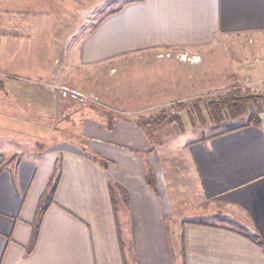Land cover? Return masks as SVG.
<instances>
[{
  "label": "crops",
  "instance_id": "0c3cea01",
  "mask_svg": "<svg viewBox=\"0 0 264 264\" xmlns=\"http://www.w3.org/2000/svg\"><path fill=\"white\" fill-rule=\"evenodd\" d=\"M262 31L264 0H135L98 22L82 41L81 56L83 63L92 65L122 55L149 57L155 67L160 66V80L154 88L135 90L133 98L195 97L197 90L184 84L198 81L189 72L200 68L202 57L186 62L170 56L172 51L204 48L222 35ZM172 61L179 75L167 79L163 71L166 79L162 78V67ZM0 82L7 93L14 85L16 91L8 93L11 99L21 98V87L5 79ZM168 82L178 87L168 90ZM43 90L47 108H35L55 124L62 91ZM259 107L258 127L179 143L176 137L198 126L189 113L195 107L189 108L183 111L185 118L176 120L179 134L155 150L135 121L126 123L131 125V138L135 142L140 138L147 146L144 170L138 173L131 165L132 176L102 152L100 159L110 161L113 171L95 162L92 154L55 143L54 149L27 159L0 146V264H264V246L253 241L255 236L264 240V103ZM9 115L0 112L4 121L0 133L31 128L29 121ZM10 121L21 123V128L4 125ZM7 135L0 138H10ZM16 161L21 163L10 164ZM59 161V182L53 199L44 204L36 243L30 249L41 200ZM164 164L177 168L180 175L174 177ZM148 174L154 186L149 185ZM175 179H180L179 187L172 184ZM185 179L189 181L183 183ZM114 185L128 195L127 202H120L127 214L124 222L113 202ZM206 203L207 209H200ZM174 209L183 213L191 209L197 217H212L214 222L184 221L183 213L179 216Z\"/></svg>",
  "mask_w": 264,
  "mask_h": 264
},
{
  "label": "rangeland",
  "instance_id": "374dc122",
  "mask_svg": "<svg viewBox=\"0 0 264 264\" xmlns=\"http://www.w3.org/2000/svg\"><path fill=\"white\" fill-rule=\"evenodd\" d=\"M131 1L135 0H0V80L5 79L21 87L18 91L21 98L18 99H11L8 95L16 91L13 84L8 93L6 90L3 94L1 92L0 112L12 114L9 116L16 120H27L31 126L27 128L29 131L3 129L0 134L5 136L7 133L10 138H0V146L12 148L20 159L37 157L41 150H52L53 143L80 149L98 159L103 153L113 156L120 171H128L127 174L131 175V165L138 173L144 170L147 146L140 138L136 139L137 142L131 138V127L125 123L147 121L162 113L167 115L169 122L162 131L147 135L157 149L167 139L179 134V126L173 121L182 115L185 118L184 112L197 105L194 124L198 126L194 125V129L176 137L179 143L227 131L244 124L247 117L233 119L228 116L221 124H214L206 105L238 89L261 97L259 102L252 104L251 113L247 112L248 115L259 116V106L264 103V31L222 35L204 48L168 51L170 56L186 62H194L196 55L202 57L200 68L189 72L197 75L198 81L184 84L186 88L191 86L190 90H197L195 97L133 98L135 90L143 86L154 88L160 80L157 70L160 66L155 67L153 62H149V57L139 59L138 56L122 55L101 64L83 63L81 43L84 38L102 18ZM167 64L170 66L162 67V78L178 76L176 63ZM172 70L175 71L171 73ZM163 71L168 75L164 77ZM177 87L168 82V90ZM43 89L58 94L62 91L55 124H49L37 109L40 106L47 108ZM153 108L157 111L163 109L155 113ZM10 122L4 125L21 128V123ZM47 126L52 127L50 132ZM20 163L10 164L17 166ZM105 165L114 170L110 161L105 160ZM164 166L174 177L181 173L177 168ZM131 176L133 183L135 179ZM179 180H173L172 184L179 187ZM187 181L185 179L183 183ZM115 198L118 218L124 222L125 208L116 193ZM207 207L206 203L200 209ZM183 211L174 209L179 216ZM183 216L184 221L214 222L212 217H197L191 209L186 210ZM123 238L127 239L125 233Z\"/></svg>",
  "mask_w": 264,
  "mask_h": 264
},
{
  "label": "trees",
  "instance_id": "16d2710c",
  "mask_svg": "<svg viewBox=\"0 0 264 264\" xmlns=\"http://www.w3.org/2000/svg\"><path fill=\"white\" fill-rule=\"evenodd\" d=\"M128 3L129 2L125 3L124 6ZM121 9H122V7L111 12V14L116 13V12L120 11ZM4 89H5L4 84L0 82V92H2ZM260 99H261V97L254 96L250 92L242 93L238 89V90H235L234 92L229 93L228 95H226L223 98H220L216 101H211V103L207 104L206 107H207L209 115L211 116L212 120L214 121V124H221L225 119H227L228 116H230L229 118H233V119H237V118L240 119L243 117H247V121L244 124L238 125L234 128H231L230 130H227L226 132L228 133V132H232V131H235L237 129L245 128L248 126L258 127L261 125V119L259 116L257 117L254 114H252V115L247 114V112L249 111L250 105H252L256 102H259ZM195 106H197V105H195ZM195 106H193V109ZM196 112L197 111L195 109H194V112L189 110V113L191 115V119H195L194 115ZM168 122H169V117L167 115H165L164 113H162V114L158 115L157 117H153L147 121L141 120V121H137L136 123H133V124H135L136 127L138 129H140L143 133L148 135L150 133L158 132L165 125H167ZM173 122L176 123V120ZM109 126H112V125H109ZM153 148L155 149L156 147L154 146ZM92 159L95 162L98 161L99 163H101L102 166L106 167L104 159H97V158H92ZM61 166H62V163L59 161V163L57 164V168L55 169V175H54L53 179L51 180L49 189L41 200V206H40L38 213H37V217H36V221H35V228L33 231V237H32L30 249H32L36 243L38 229H39V226H40V223L42 220V216H43L44 211L46 209L44 204H46L47 201L53 199V196H54V193H55V190H56V187H57V184L59 182L60 175H61ZM152 180H153L152 176L150 174H148L147 175V181H148L150 186H154L152 184ZM111 192L113 194V202L115 204H117V200L115 198V193L120 200L123 201V199H124V201L127 202V196H128L127 192L124 190V188L120 187V185L111 186ZM253 241L255 243L261 245V246H264V240L260 236H255L253 238Z\"/></svg>",
  "mask_w": 264,
  "mask_h": 264
},
{
  "label": "built area",
  "instance_id": "2783aa9c",
  "mask_svg": "<svg viewBox=\"0 0 264 264\" xmlns=\"http://www.w3.org/2000/svg\"><path fill=\"white\" fill-rule=\"evenodd\" d=\"M194 62H195V58H193Z\"/></svg>",
  "mask_w": 264,
  "mask_h": 264
}]
</instances>
